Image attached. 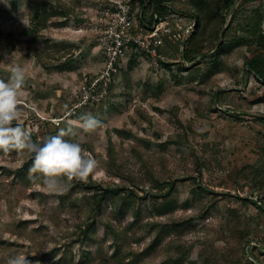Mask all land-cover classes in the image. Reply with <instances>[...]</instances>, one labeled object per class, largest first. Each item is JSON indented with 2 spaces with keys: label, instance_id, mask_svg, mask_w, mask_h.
Segmentation results:
<instances>
[{
  "label": "rangeland",
  "instance_id": "1",
  "mask_svg": "<svg viewBox=\"0 0 264 264\" xmlns=\"http://www.w3.org/2000/svg\"><path fill=\"white\" fill-rule=\"evenodd\" d=\"M132 1L52 0L57 15L29 45L25 31L42 0H0V31L15 38L2 39L0 79L14 64L24 68V126L43 142L66 118L91 113L104 124L75 138L99 161L86 183L23 182L19 170L34 155L0 152V235L9 243L0 244V264L17 254L31 264H125L138 255L135 264H264V85L244 67L255 40L240 27L256 4L238 0L225 51L207 46L183 70L194 20L170 12L149 29ZM118 30L144 46L116 48ZM92 185L139 197L102 199L87 239Z\"/></svg>",
  "mask_w": 264,
  "mask_h": 264
},
{
  "label": "trees",
  "instance_id": "2",
  "mask_svg": "<svg viewBox=\"0 0 264 264\" xmlns=\"http://www.w3.org/2000/svg\"><path fill=\"white\" fill-rule=\"evenodd\" d=\"M135 1L136 0H133L131 3H134ZM237 2L238 0H140L142 12H140L139 20L143 27L146 26L149 29H152V25L158 24L160 20L166 18L170 12L178 13L182 16H188L194 20V29L191 31V34L188 35L187 40L184 41L186 47L182 52L184 64L181 65V68L183 70H188L189 67L187 65L191 64V67L196 66L199 64L198 59L200 57L203 58L208 55V52H206L207 46H209L210 48H215L214 45H216V49L219 50L218 52L222 53L225 51L227 45L225 40L228 36V31L234 25L232 21L234 19V16H231L229 22L228 18L237 5ZM249 2H253L256 5L247 8V10L244 12L245 21L243 22V25H237L236 27H242L241 29H244L248 36L253 37L255 40V46H248V48L246 49V52L244 54L246 56L244 67L250 71V73L260 85H264V0H242V3L244 4ZM52 3V0H42L40 4L36 5L34 13H31L30 18L32 27L25 31V33L30 37V39L27 41L29 45L37 42L39 31L44 29L47 26L49 20L57 15V12L52 8ZM148 8H151L152 11L149 23L147 24L144 20V11ZM2 11L3 13H7L8 10ZM5 17L9 19V15H6ZM172 34H174V32ZM167 36L164 35V39H167ZM3 38H7L8 42L15 41L13 34L9 33L4 36L0 31V43L3 45L1 46L0 44L1 48L9 47L8 42L6 43L2 41ZM159 50L160 48L157 49L158 52ZM168 66H170V64H168ZM258 99H264V93ZM261 118L264 119V116ZM32 140L33 142L40 143L38 137L35 135H32ZM32 162L27 163L19 170L20 173H23V182H28L29 178H25L24 173H27V171H29L32 166ZM155 186L161 189L164 187L159 182H155ZM173 186L174 184L170 186L171 190L173 189ZM98 187L99 186L95 185L89 187L95 190V194H97V197L95 200L96 204L92 210L94 212V216L91 218V222L87 224L84 231L82 232L84 237L87 239L91 237L92 231H94L96 218L95 216L97 215V213L101 212L102 199L108 197L109 195L118 197L122 201H125L127 199L133 200V198L138 199L139 197L135 190H131L130 193L126 194L121 191V188L119 186L104 189H100ZM186 205L188 206L191 204L190 202H186ZM259 205L261 206L262 204ZM188 224L189 223H187V221H182L173 224V226H179L181 228L183 226H187ZM3 237L0 235V244H9ZM117 247L118 248L116 249L117 251L115 252V256H118L121 253L120 249L122 246L120 245ZM151 247L147 248L146 252L150 251ZM51 252L52 253L50 254L54 255L56 253V250H52ZM138 257L139 255L135 258L133 257L132 259L127 260V262L125 259L123 260V263L135 264L137 263V261H139L137 259ZM33 258L34 257L28 259V264L32 263ZM181 261V258H175V262L180 263ZM3 264H6V262L3 261ZM57 264H62V261H59Z\"/></svg>",
  "mask_w": 264,
  "mask_h": 264
},
{
  "label": "clouds",
  "instance_id": "3",
  "mask_svg": "<svg viewBox=\"0 0 264 264\" xmlns=\"http://www.w3.org/2000/svg\"><path fill=\"white\" fill-rule=\"evenodd\" d=\"M25 80L24 68L16 64L11 66L7 81L0 79V152L5 156L13 151L18 155L34 154L28 178L34 183L41 182L50 190L61 188L65 182H88L99 167V161L89 155L75 138L80 132H97L104 126L103 122L91 113L82 114L78 120L66 118L65 126L56 135L40 143L33 142L31 131L22 122L19 106V93ZM6 264H28V261L17 254L7 258Z\"/></svg>",
  "mask_w": 264,
  "mask_h": 264
},
{
  "label": "built area",
  "instance_id": "4",
  "mask_svg": "<svg viewBox=\"0 0 264 264\" xmlns=\"http://www.w3.org/2000/svg\"><path fill=\"white\" fill-rule=\"evenodd\" d=\"M128 24L127 20H124L122 22V24L120 25L119 28L126 27V25ZM130 27V26H129ZM123 30H118L117 32H115L113 34V45L116 46V48H123L124 46H132V47H141L144 46L141 44L140 40L137 39L135 36L132 37V35H130L129 37H124L122 34ZM136 35V34H133Z\"/></svg>",
  "mask_w": 264,
  "mask_h": 264
}]
</instances>
